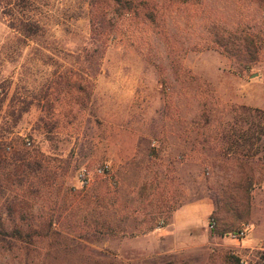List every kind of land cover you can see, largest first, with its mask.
<instances>
[{
  "label": "rangeland",
  "instance_id": "rangeland-1",
  "mask_svg": "<svg viewBox=\"0 0 264 264\" xmlns=\"http://www.w3.org/2000/svg\"><path fill=\"white\" fill-rule=\"evenodd\" d=\"M152 1L89 69L83 0L0 5V264H264V0Z\"/></svg>",
  "mask_w": 264,
  "mask_h": 264
},
{
  "label": "trees",
  "instance_id": "trees-1",
  "mask_svg": "<svg viewBox=\"0 0 264 264\" xmlns=\"http://www.w3.org/2000/svg\"><path fill=\"white\" fill-rule=\"evenodd\" d=\"M143 1V2H142ZM83 0V11L75 19L85 18L89 23V33L91 40L96 44L91 49H84L85 62L87 68L91 67L90 58H99L105 51L110 35L115 31L120 20L132 16L133 11L140 10V15L147 18L151 11L156 9V4L152 0ZM194 0H167L174 4H189ZM261 3L259 0H254ZM142 3L144 7H140ZM3 14L10 18L9 28L16 32L19 37L27 42H39L43 37L44 26L32 18H27L28 6H32L31 0H0ZM82 9V8H81ZM14 13V14H13ZM137 13V12H135ZM138 13V14H139ZM68 27V26H67ZM1 229V225H0ZM1 232V230H0ZM10 237L23 239V235L14 230Z\"/></svg>",
  "mask_w": 264,
  "mask_h": 264
},
{
  "label": "built area",
  "instance_id": "built-area-1",
  "mask_svg": "<svg viewBox=\"0 0 264 264\" xmlns=\"http://www.w3.org/2000/svg\"><path fill=\"white\" fill-rule=\"evenodd\" d=\"M26 145L29 146L30 142L26 141ZM109 170L106 166H96L91 169L82 168L78 173V181L81 187H90L97 178H109ZM238 236L242 238V233Z\"/></svg>",
  "mask_w": 264,
  "mask_h": 264
},
{
  "label": "crops",
  "instance_id": "crops-1",
  "mask_svg": "<svg viewBox=\"0 0 264 264\" xmlns=\"http://www.w3.org/2000/svg\"><path fill=\"white\" fill-rule=\"evenodd\" d=\"M183 210V209H182ZM182 210H179L178 212L180 213V211H182ZM187 212V210H185V213Z\"/></svg>",
  "mask_w": 264,
  "mask_h": 264
}]
</instances>
